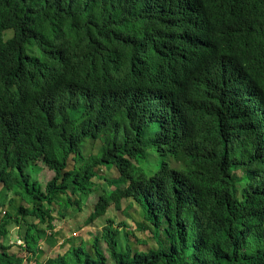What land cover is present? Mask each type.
<instances>
[{
    "label": "trees",
    "instance_id": "obj_1",
    "mask_svg": "<svg viewBox=\"0 0 264 264\" xmlns=\"http://www.w3.org/2000/svg\"><path fill=\"white\" fill-rule=\"evenodd\" d=\"M123 1L0 0V264H264L256 130L212 90L200 98L203 125L182 113L161 117L147 31L156 15L139 9L127 20ZM244 1L256 14L249 25L264 35V0ZM110 5L115 26L96 16ZM263 72L264 59L252 86ZM182 112H194L192 100ZM39 163L54 172L45 183ZM94 193L84 224L131 199L142 215L135 229L149 230L155 245L134 248L133 230L108 218L99 236L41 263V244L57 241L52 212H79ZM12 228L24 256L8 252Z\"/></svg>",
    "mask_w": 264,
    "mask_h": 264
},
{
    "label": "clouds",
    "instance_id": "obj_2",
    "mask_svg": "<svg viewBox=\"0 0 264 264\" xmlns=\"http://www.w3.org/2000/svg\"><path fill=\"white\" fill-rule=\"evenodd\" d=\"M138 1L144 5L138 8ZM119 9L127 20L136 19L141 10L149 9L148 14L156 15L147 31L153 41L149 51L156 55L153 80L161 92L157 101L161 117L182 113L184 121L203 125L200 120L207 115L208 102L200 98L212 90L217 100L240 111L239 115L256 130L257 142L264 146V97L259 87L264 82V72L256 80V87L249 78L254 66L264 59H251V50L264 51V35L249 25L256 14L251 15L248 3L124 0ZM96 16L100 22L114 26L119 21L111 5ZM7 32L11 34V30ZM141 62L146 64L143 56ZM186 100H192L191 115L182 112Z\"/></svg>",
    "mask_w": 264,
    "mask_h": 264
},
{
    "label": "rangeland",
    "instance_id": "obj_3",
    "mask_svg": "<svg viewBox=\"0 0 264 264\" xmlns=\"http://www.w3.org/2000/svg\"><path fill=\"white\" fill-rule=\"evenodd\" d=\"M7 34L9 35L10 32H7ZM39 164L41 166V169L37 172V177L40 181H42V183H45L52 178L54 172L49 170L42 163ZM110 173L116 175V170L112 169ZM103 183L104 186L107 185L106 182ZM109 188L110 187L106 186V189ZM96 200L97 194L94 193L88 197L87 205L83 206L79 212L75 211L72 206H69V211L66 214H63V209L61 206L58 207L57 210L55 209V211L52 212V215L54 217L52 221L54 225V231H58L57 235H55L57 241L50 247H45L44 245L42 246V244L40 246L41 242L39 243L40 248L36 257L41 263H44L46 258L48 257H53L57 253H62L71 245V243L77 244L80 239L90 241L95 235L99 236L102 227L107 223L106 219L108 218H112L114 220L113 225L116 227L120 222H124L127 228L133 230L134 234L138 238V241L134 238H131V245L134 248L146 250L149 247L155 245V241L152 238V234L149 230L135 229V221L142 220V215L138 204L131 199L122 198L120 208H114L112 205L108 208L107 213L104 216L96 219L93 223L84 224L85 217H87L92 210L91 203H95ZM61 202L65 203L63 199L61 200ZM128 204H131L130 208H126ZM4 209H7V206L4 207ZM41 226H44V224H41ZM77 228H79V230ZM9 243L11 244V247L8 248V252L24 256L22 249H20L19 246L21 240L17 237V234L15 233L13 228L11 229ZM99 245L102 249H104L105 243L102 239L100 240ZM33 263L34 260H31L30 263L24 261L23 264Z\"/></svg>",
    "mask_w": 264,
    "mask_h": 264
}]
</instances>
